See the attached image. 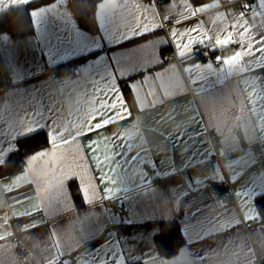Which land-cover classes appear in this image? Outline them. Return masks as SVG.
<instances>
[{"label": "crops", "instance_id": "1", "mask_svg": "<svg viewBox=\"0 0 264 264\" xmlns=\"http://www.w3.org/2000/svg\"><path fill=\"white\" fill-rule=\"evenodd\" d=\"M70 1L0 0V12L25 5L34 26L0 30V264H20L21 248L34 264H255L254 244L264 258V0H99L96 31ZM171 49L179 60L165 61ZM71 63L79 75L59 70ZM116 88L135 109L80 136ZM57 129L74 139L57 150L64 166L82 177L44 195L21 174L48 145L19 167L7 160L20 138ZM216 155L213 174L193 169ZM227 180L237 203L220 206ZM175 217L186 244L166 256L155 235Z\"/></svg>", "mask_w": 264, "mask_h": 264}, {"label": "trees", "instance_id": "2", "mask_svg": "<svg viewBox=\"0 0 264 264\" xmlns=\"http://www.w3.org/2000/svg\"><path fill=\"white\" fill-rule=\"evenodd\" d=\"M99 0H71V6L80 24L91 30H98V22L96 18V5ZM206 0H192L198 4ZM10 29L15 36L26 34L34 30L33 22L25 5L12 6L9 9L0 12V30ZM205 44H199L196 51L204 59L210 58V54L203 52ZM127 99L132 109H135L134 97L130 91H126ZM46 133L38 131L18 140V147L9 156L7 163L19 167L23 163V159L27 154L45 148ZM256 202L260 211L261 218L264 220V193L256 198ZM157 249L160 254L172 256L179 252L180 248L186 244L185 235L181 229L178 218L161 222V228L155 235ZM131 264H142L133 262Z\"/></svg>", "mask_w": 264, "mask_h": 264}, {"label": "snow or ice", "instance_id": "3", "mask_svg": "<svg viewBox=\"0 0 264 264\" xmlns=\"http://www.w3.org/2000/svg\"><path fill=\"white\" fill-rule=\"evenodd\" d=\"M262 43H264V41H262ZM181 47H183V45H181ZM188 54L191 55V52ZM123 95L124 93L116 88L115 90L111 91L109 95H104L102 96V99H98L97 104L99 107L96 109V114L91 115L86 121V127L80 133V136L83 134L98 135L100 130L107 129L112 126L113 121H115L113 119L114 117L119 116L122 119L125 115L129 114L131 112L130 107L128 108V111H124L128 102L125 100L124 103H121V99H117V97L121 98ZM261 99L264 100V97ZM102 101H106V103H102ZM113 101H115L116 105L118 106H113ZM261 107L264 108V104H261ZM106 120L110 122L106 123ZM193 120L194 123L200 121L198 113L193 116ZM32 130H36L35 127ZM53 136H55V139L52 138ZM113 139L122 140V137L116 135L113 137ZM72 140L74 139H69L59 129H57L55 132L49 133L46 136L48 147L46 149H42L38 153H35L29 158L26 173L21 174L22 179L26 180L28 183H34L36 186L42 188L44 190V195H47L53 188H58L63 184H67V182L70 180H76L80 174L72 171L70 168L65 167V157L62 154H59L57 151L63 145L71 144ZM110 144V151L112 152V155L106 159L111 160L113 164H116V166L119 167L116 160L115 145L111 141ZM125 147H127V145H125ZM96 160L97 167H99V158L97 157ZM109 171H114L110 165ZM29 177L31 178L29 179ZM81 177L82 176H80V179ZM100 179L105 180V177L100 176ZM110 182V180H105V184ZM81 191L83 192V188ZM252 208L254 209V205H252ZM259 218V213L257 212L254 216H246L245 221L248 222L250 220H258ZM224 228L226 229L227 227ZM161 264H165V262L162 261Z\"/></svg>", "mask_w": 264, "mask_h": 264}, {"label": "built area", "instance_id": "4", "mask_svg": "<svg viewBox=\"0 0 264 264\" xmlns=\"http://www.w3.org/2000/svg\"><path fill=\"white\" fill-rule=\"evenodd\" d=\"M153 1L158 2L160 0H153ZM253 6H254V3L250 2V4L246 6V9L250 10L252 9ZM162 26H163V29L167 30V28L170 26V22L163 21ZM163 56H164L165 61L167 62L179 60V58L174 53L173 49L169 51L167 50L164 51ZM59 70H62L67 73H73L74 75L80 74L79 67L72 63L64 65ZM212 140L214 142L216 141V137L214 135H212ZM255 155L258 160L263 159L264 158V147L259 145L257 147V151ZM216 159L220 160V156L216 155L215 157H212L210 159L197 163L193 166V169L201 175L213 174L214 173L213 162ZM216 197H217L218 204L220 206H227L230 204L237 203V199L233 192L232 185L228 180L224 187H219L216 189ZM12 225L14 226V229L18 231L20 230V227H21V221L18 218H15L12 221ZM260 248H261L260 245L254 244V250L256 253V257H257L255 264H264V258L260 255ZM18 261L20 264H34V258L31 252L25 248H21L19 250Z\"/></svg>", "mask_w": 264, "mask_h": 264}]
</instances>
